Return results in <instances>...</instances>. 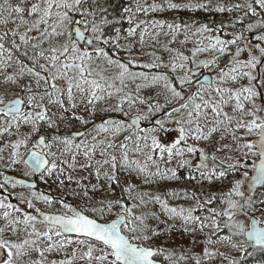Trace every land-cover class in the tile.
Masks as SVG:
<instances>
[{"label": "snow or ice", "instance_id": "6c2138e0", "mask_svg": "<svg viewBox=\"0 0 264 264\" xmlns=\"http://www.w3.org/2000/svg\"><path fill=\"white\" fill-rule=\"evenodd\" d=\"M130 2L134 7H124L119 19L110 15L108 0H34L31 3L20 0L15 6L4 0L0 4V25L15 24L13 14L19 20L16 28L0 32V74L14 64L18 66L14 74H4V84H19L20 79L31 74L37 78V87L40 81L47 86L40 93L30 85H22L21 91L28 94L26 100L19 92H13L8 99L0 95L3 117L0 138L5 135L17 137L0 147V163L8 169L22 164L28 169L23 173L25 177L39 172L45 183L46 177L56 174L59 186L63 188L65 179L71 183L73 177L61 178L65 169L60 165L75 170L76 157L82 153L86 162L80 167L91 168L90 161L99 152L103 159L96 161L95 175L97 180L103 175L108 192L115 191L114 184L120 185V170L143 175L147 184L155 178L179 179L177 169L184 167L194 169L195 174L189 177L190 180L199 177L198 182L209 184L232 175L230 187L219 197L212 193L203 194L201 199L197 192L186 189L166 192L163 196L133 195L136 186L127 184L122 193L134 201L129 204L123 194L94 200L90 192L100 191V186L92 184L89 187L77 180L79 191L73 189L71 195L85 200L86 206L81 208L63 197L36 190L34 182L0 172L3 181L0 182V264H181L188 259L184 253L177 255L178 249L155 245L152 243L154 238L173 231L195 235L205 228L215 235L221 230L218 217H227L222 225L232 234L219 237L221 241H227L232 248L248 255H251L248 248L264 251V227H257L253 220L250 228H246L237 219L241 214L246 216L254 211L257 205L264 207V198L255 197L259 192L257 185L264 187V0L214 6H211L212 0L197 3L189 0L184 4L173 0ZM177 9L235 11L243 15L230 24L221 23L215 27L207 23L195 26L148 18L151 13ZM249 14L259 19L244 25V18ZM124 19L128 27L123 35L124 43H121L122 29L115 25ZM237 24L243 26L242 30H236ZM110 28L114 29V34ZM228 28L233 31H226ZM181 34L184 38L178 41ZM161 36L167 38L163 44ZM177 43H191L190 55L173 47ZM157 47L169 54L166 63L156 54ZM121 52L126 53V57H121ZM204 54L207 56L200 59ZM145 56L150 58L147 62L142 59ZM226 56L228 60L221 66V60ZM21 57L27 58L30 64ZM160 68L168 71H152ZM129 84L135 85V94ZM156 86L163 89V103L159 100L150 102L140 96L142 89ZM76 93L80 94V103L89 111L90 119L75 111H72L71 119L85 125L95 120L99 102L117 97L116 103L100 110L103 115L100 123H93L91 131L96 135L92 136L91 144L84 140L74 142L77 136L91 135L87 129L61 135L59 122L64 121L65 116L57 117L51 112L53 105L64 113L77 109ZM137 105H147V112L137 110L134 116L129 115ZM158 113L163 116L151 119ZM142 122H147V126H142ZM23 125L30 126L27 133L20 132ZM53 128L56 131L49 134L47 129ZM169 133L172 136L165 141L162 134ZM101 135L104 139H97ZM120 136L123 139L117 143ZM33 137H36L35 142L29 148ZM21 149L26 151V157ZM73 149L72 163L67 160L57 162ZM6 150L9 153L7 159L3 155ZM130 153L144 155L146 162L141 164L139 160L130 159ZM157 154L167 163L176 161V168L161 171L157 165L155 171H150L147 161L156 164ZM250 156L256 157L259 165L257 167L253 161L256 174L244 188L245 180L235 178V174L247 167L246 160ZM197 158L198 162L193 163ZM105 166L109 170L101 173ZM242 175L247 178L248 172L243 171ZM18 186L27 190L28 195L8 192V187L16 189ZM14 195L18 203L11 201L10 197ZM168 198L194 203L188 207L172 206ZM216 199L226 203L224 210L211 209L209 216L196 214ZM36 202L49 207L59 204L65 211L48 214L36 207ZM149 203L158 204L167 219L161 220L156 212L136 213L138 207ZM18 205H26L32 211ZM114 208L119 211L114 218L106 220V214H111ZM150 219L157 221L156 227L148 223ZM177 220L180 228L176 227ZM38 223L44 230L37 227ZM159 224L166 227L160 229ZM69 234H75V238ZM234 236L245 239L234 241ZM192 242L195 243V239ZM207 242L213 243L211 238ZM71 245L76 246L69 254L66 249ZM53 252H65V257L48 260L46 254ZM33 253H37L38 258L33 259ZM203 256L207 259L219 256L228 264H240L239 259L208 248L204 249ZM195 264H203L202 259L196 258Z\"/></svg>", "mask_w": 264, "mask_h": 264}, {"label": "rangeland", "instance_id": "374dc122", "mask_svg": "<svg viewBox=\"0 0 264 264\" xmlns=\"http://www.w3.org/2000/svg\"><path fill=\"white\" fill-rule=\"evenodd\" d=\"M108 1H112V0H108ZM8 2L15 6L17 4H20V0H8ZM29 3L34 2V0H28ZM149 3L152 2V0H148ZM156 2H161V0H156ZM173 2L175 3H180V4H184V3H188L189 0H173ZM193 3H197V2H204V0H192ZM237 2H243V0H212V5L214 6L217 3H222V4H234ZM4 0H0V4H3ZM126 6H133L134 4H131L130 0H126ZM210 6V7H211ZM85 7H87V5H85ZM7 15V13H5V16ZM27 14L25 13V16ZM243 13L241 12H225V13H218L215 11H205V10H196V11H189L187 9H177V10H167L164 12H157V13H151L149 15L148 18H156V19H165L168 21H175L176 23H187L189 25H195V26H199L200 24L203 23H207L210 26H217L220 25L221 23L224 24H230L232 22L235 21V18L238 16H242ZM144 18V17H141ZM12 19L16 20V23H9L6 26L5 25H0V32L3 31H7L9 29H13L16 28L17 25L19 24V20L16 17V14H13ZM259 19V17H252L251 14H249L248 17L244 18V22L243 24L246 25L247 23H255V21ZM122 25V39H121V43H124L123 41V35L126 33L128 24H127V20L124 19L121 22ZM242 25L241 24H237L236 30H242ZM21 31H23V28H20ZM226 31L231 32L233 31L231 28L226 29ZM32 35H37V33H32ZM245 35H249L248 33H245ZM183 34H181L178 37V41L179 40H183ZM167 40L166 37L161 36L160 37V42L161 44L165 43ZM107 49V46H104ZM173 47L179 49L180 51L184 52V54L186 55H190L189 49H191L193 47V45L191 43L187 44V45H181L180 43H177L175 45H173ZM149 51H151L152 49H147ZM110 50V54H111ZM156 54L160 55L162 57V59L164 60V62L166 63L169 59V54L164 52L162 49H160L159 47H157L155 49ZM257 55H259V53H256ZM119 55L121 57H126V53H119ZM246 55V54H245ZM207 56V54H204L200 57V59H204ZM22 59H24L25 63H29L30 61L27 60V58L21 57ZM142 59L147 62L150 58L149 57H142ZM228 60V57H224L221 60V66H223V64H225ZM40 63H45L44 60H40ZM138 71H148L147 69H137ZM16 71H18V66H16L14 64L13 67L11 68H7L2 70V74H0V95H5V98L8 99L10 98V96L12 95L13 92H19V94L21 96L24 97V99H27V93L21 91V86L22 85H30L32 87V89L35 92H40L42 93V91L44 90L45 87H47L43 81H40V85L39 87H37L36 85V77L31 75V74H26L22 79L19 80V84H12V85H5L3 82V77L4 74H14ZM37 71H39V68L37 67ZM152 71H160V72H167L168 69L165 68H160L158 70H152ZM43 75V73H42ZM61 86H64L62 82ZM6 87L8 88V93L7 95L5 94V89ZM129 89H131L133 91V93L135 94V85L133 84H129ZM186 91H190V89H186ZM159 94V95H158ZM140 96L146 100H149L150 102H155L156 100H159L161 103H163V89L161 86H156V87H151V88H144L141 90L140 92ZM76 97H77V104L78 107L75 110H70L68 113H64L62 112L61 109H59L58 106L53 105L50 106L51 107V112L56 113L57 117L59 115H64L65 116V120L62 122H59V131L61 135H64L66 133H74L77 131H84L85 129L90 128L91 126H93V123H100L101 122V115H103L100 110L102 108L108 107L111 104H114L117 102V97L113 96L110 100H105V101H101L96 105V110H97V116L95 117V120L93 121V123H89V124H82L80 121L75 120V119H71V113L72 111H75V113L77 115H82L85 119H90V115H89V111L85 110V105L80 103V94L76 93ZM65 104L67 105V100L65 98ZM89 109L91 108V106H87ZM125 109H128V105L125 104ZM27 111V109H25ZM137 110L143 111V112H147V105H137L135 107H133V109L131 110V112L129 113V115L134 116L137 112ZM51 114V113H50ZM115 115V114H113ZM160 116H163V113H158L156 117H152L151 119H155V118H159ZM2 114H0V120H2ZM127 119V118H125ZM142 126H147V122H142ZM30 126L27 125H23L20 129L21 133H27L29 131ZM46 128V125H45ZM47 131L49 132V134H51L52 132L56 131V129H47ZM43 132V130H42ZM91 135H88L82 139H76L74 140L75 143H80L82 140H84L86 143H93L92 140V136H95L96 133L93 131H90ZM127 134V133H125ZM172 136V133H169L167 135L162 134V138L165 141L170 140ZM17 137L16 136H12L9 137L7 135H5L3 138H0V147L3 146L4 143H7L9 140H15ZM36 137H33L32 142H30L29 144V148H31L32 143L35 142ZM97 139H104V136L101 135L99 137H97ZM123 139V136H120L117 138L116 142L119 143L120 140ZM131 147V145H130ZM39 150V149H37ZM22 152H25V157L27 155L26 151L24 149H21ZM53 151H56V149L54 148ZM75 153V149H73L72 152H69L67 154H65L62 157L58 158V163L60 160H67L69 163H72V155ZM117 156L119 157L120 152L117 151ZM3 155L5 156V159H7L9 153L6 150ZM103 158L99 155V152L96 153V155L93 157V159L90 161L92 164L91 168H81L80 165L86 162V158L83 156V154H79L76 157V168L75 170L73 169H69L66 165L61 164V167H64L65 169V173L64 176H62L61 178H65L68 175H71L73 177V182H69L67 181V179H65V186L63 188H61L59 186L58 180L56 179V174H53V176L51 177H46L47 178V183H45L43 180H41L40 178L38 179L39 182V189L38 191L41 192H45L47 194L52 195L53 197H63L67 202L73 204V205H79L81 208H84L86 206V202L85 200L73 196L71 195V191L73 189H76L77 191H79V189H77L76 187V183L75 181L80 180L81 183L88 185L89 187L92 184H98L100 186V191H97L95 193H91L90 195L93 196L94 200H99L102 197L108 196L109 198H116L121 196L122 193V189L124 187L127 186V184H134L136 186V192L133 193V195H136L137 193H150L152 195H162L166 192H171L173 190L175 191H180L182 189H186L188 191H195L197 192L198 195L201 196V199L204 198L203 194H212L215 193L217 195V197L221 196L222 193L227 192L230 184L229 181L232 180L234 177L232 175H230L227 179L223 180V181H213L211 184H209L207 181L204 182H198L199 181V177H197L196 180H190L189 177L194 175V169L190 168V167H184V168H178L177 169V175L179 176V179L176 180H163V179H159V178H155L153 180V182L151 183H144V179L145 177L141 174H138L136 172H129L127 170H120L118 172V176H119V180H120V185H113V188L115 189L114 192H108L107 190V181L104 179L103 175H101L100 179L97 180L96 175H95V170L97 168L96 165V161L97 160H102ZM130 159H134V160H139L141 162V164L146 162V158L144 155H140V154H135V153H130ZM156 159V164H152L151 161H147L148 163V167L150 171H155L157 165L159 166V168L161 169V171H163L165 168H176V161H173L172 163H167L165 161H162L159 159V156L157 154V156L155 157ZM258 159L256 157H248L246 160V165L247 167L245 169L241 170V173L235 174V178H239V179H243L245 180L246 178L242 175L243 171H247L248 173L250 171H253V161H257ZM198 162V158L196 160H193V163ZM108 166H105L104 168L101 169V173H103L104 171H108ZM25 171H28V169H25L24 166L21 164L19 166H13L12 169H8L6 168L3 163H0V172H3L5 175H14L17 177H22V178H27L29 180H33L34 179V175L31 176H27L25 177L23 175V173ZM46 175V174H45ZM249 175V174H248ZM0 182H3L2 179ZM8 192H13L14 194L18 195L19 193L23 192L24 195H28V191L21 188V187H17L16 189H12L11 187H8ZM65 193H69L68 195H65ZM260 193H264V189L260 192ZM125 200L127 201V203L131 204L134 201L128 199L126 194H123ZM258 198H264V196H258ZM11 201L13 203H18L17 199L15 198V195L13 197H10ZM148 197L145 196V200H147ZM136 203H138V201H135ZM168 202L170 205L172 206H176V205H183L184 207H188L190 205H192L194 202L193 201H185V200H174L171 198H168ZM19 206V205H18ZM36 207L41 208L42 211L44 212H50V213H61L63 211H65L61 205L59 204H53L51 207L44 205L42 202H36ZM226 207V203L221 200V199H216L213 200L212 204L207 205L204 209L198 211L196 214L197 215H201V216H209L211 215V209H215L216 211H222L224 210V208ZM28 211H32L31 209H28ZM119 211L118 208H114L111 214H106L105 219L106 220H110L112 218L115 217V213ZM144 212H156L158 215H160V219L161 220H166L167 217L160 212V206L158 204H154V203H149L146 206H140L136 209V213L139 215L141 213ZM90 214V213H89ZM250 215H255L258 219L262 221H264V207H259L257 209V211H252L250 212L248 215H239L237 216V219L239 221H241L242 223L245 224L246 228L248 227V223L250 221ZM219 222H221V230L219 232H216L215 235L212 234V230L209 228H205L203 232H197L195 235H193L192 233H183L182 231H173L172 233L168 234V235H161L158 238H154V240L152 241L153 244L155 245H166L169 249H178L177 251V255H179L180 253H184L188 259H186L185 261H182L181 264H195V260L196 258H201L203 264H228L227 260H224L222 257H214L212 259H207L204 258L203 256V252L205 248H208L210 251H219V252H224L226 255H228L229 257H234L240 260H244L245 259V255H243V253L238 252L236 249L232 248L231 244L228 243L227 241H221L219 239V237L222 236H226V235H232L228 229L223 228L222 222L227 220V217H218L217 218ZM148 223L152 226V227H156L157 226V221L150 219L148 221ZM168 223H172V221H168ZM176 227L180 228V221L177 220L175 221ZM264 224V223H262ZM37 227L40 230H44V226L41 224H37ZM166 227L165 224H159V228L160 229H164ZM191 227V226H190ZM23 235V234H21ZM211 238V240L213 241V243L209 244L207 241L208 239ZM193 239H195V243H193ZM236 239H240L243 240L245 239V237H233V240L235 241ZM43 246V245H42ZM76 245H71L68 247V249H66L67 253H71V250L73 247H75ZM48 260H53V259H62L65 257V252H53L50 254H46ZM32 258L36 259L38 258V254L37 253H33L32 254Z\"/></svg>", "mask_w": 264, "mask_h": 264}, {"label": "trees", "instance_id": "16d2710c", "mask_svg": "<svg viewBox=\"0 0 264 264\" xmlns=\"http://www.w3.org/2000/svg\"><path fill=\"white\" fill-rule=\"evenodd\" d=\"M108 4L111 5V7H109L110 15L117 18V19H119L123 15L122 9L124 7H126V5H127L126 0H112V1H108ZM106 6H108V5H106ZM122 25L123 24H117L115 26L121 27V29H122ZM109 31L112 34H114V29L110 28ZM251 172L252 171H250L248 174H251ZM260 192L261 191H259L255 197L260 196ZM259 252H261V251H259ZM260 254H261V257L258 260L253 261V260H250L249 258H245L244 260H241L240 264H257V263L264 264V253L261 252Z\"/></svg>", "mask_w": 264, "mask_h": 264}, {"label": "flooded vegetation", "instance_id": "af4514ba", "mask_svg": "<svg viewBox=\"0 0 264 264\" xmlns=\"http://www.w3.org/2000/svg\"><path fill=\"white\" fill-rule=\"evenodd\" d=\"M258 161V160H257ZM256 161V162H257ZM254 171V170H253ZM253 171L251 172V174H249L248 175V177L250 176V175H252V173H253ZM9 176H14V175H9ZM35 177H34V179L33 180H29V179H27V178H23V179H25V180H28V181H31V182H33V181H37L38 182V179L40 178V176H36V174L34 175ZM17 177V176H16ZM247 177V178H248ZM19 178H22V177H19ZM1 179L2 178H0V181H1ZM246 180V179H245ZM38 184H39V182H38ZM38 189H39V187H38ZM37 189V190H38ZM263 190V188L261 189V190H259V191H262ZM257 195V193L255 194V196ZM20 206V205H19ZM260 206L259 205H257L256 206V209L254 210L255 212L257 211V209L259 208ZM25 210H27L28 211V209L26 208ZM250 217V221L252 220V218L253 217H255V218H257L255 215H250L249 216ZM258 219V218H257ZM259 221H260V227H264V224H262L261 223V220L260 219H258ZM250 221H249V223H248V227L247 228H250ZM73 238H75V237H73ZM259 251H261V250H259V249H252V248H248V252H250L251 253V255H248V254H246V253H243V255H245V258H249L250 260H253V261H255V260H258L260 257H261V252L262 253H264V251H261V252H259ZM257 264H259V263H257Z\"/></svg>", "mask_w": 264, "mask_h": 264}, {"label": "water", "instance_id": "95a60500", "mask_svg": "<svg viewBox=\"0 0 264 264\" xmlns=\"http://www.w3.org/2000/svg\"><path fill=\"white\" fill-rule=\"evenodd\" d=\"M86 35H89V34L86 33ZM81 43L83 44L82 41H81ZM92 127H93V126H91L90 128H88L87 130H88V131H91ZM74 133H75V132H74ZM75 138H76V139H81V138H84V137H79V136H77V137H75ZM37 151H38V150H37ZM46 158H47V157H46ZM258 165H259V160L256 162V166H257V167H258ZM255 174H256V172H255V169H254L252 175H250L248 178H246L244 188H246L247 183L251 181V178H252ZM36 176H40V173L37 172V173H36ZM11 177L19 178V177H16V176H11ZM27 181H28V180H27ZM29 182H31V181H29ZM33 182L35 183V185H36V190H37L38 187H39V184H38L37 181H33ZM257 188H258L259 190H261V189L264 188V187H262V186H260V185H257ZM242 190H243V189H242ZM20 206H22V207H24V208L26 209V205H20ZM43 212H44V211H43ZM45 213H48V214H57V213H50V212H45ZM253 220H255V224H256V226H257V227H260V221H259L257 218H255V217H253L252 220L250 221V226H251ZM69 236H71V237H75V234H69Z\"/></svg>", "mask_w": 264, "mask_h": 264}]
</instances>
